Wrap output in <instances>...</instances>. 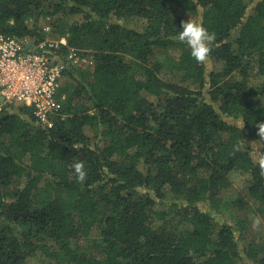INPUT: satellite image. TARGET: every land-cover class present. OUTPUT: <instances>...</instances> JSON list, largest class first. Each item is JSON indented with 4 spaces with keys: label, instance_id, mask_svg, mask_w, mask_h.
<instances>
[{
    "label": "trees",
    "instance_id": "1",
    "mask_svg": "<svg viewBox=\"0 0 264 264\" xmlns=\"http://www.w3.org/2000/svg\"><path fill=\"white\" fill-rule=\"evenodd\" d=\"M188 13L210 70L178 38ZM43 15L94 63L64 73L53 127L0 114V264H264L215 215L235 171L264 213V0H0V32L40 42Z\"/></svg>",
    "mask_w": 264,
    "mask_h": 264
},
{
    "label": "built area",
    "instance_id": "2",
    "mask_svg": "<svg viewBox=\"0 0 264 264\" xmlns=\"http://www.w3.org/2000/svg\"><path fill=\"white\" fill-rule=\"evenodd\" d=\"M49 31V26L44 27ZM0 32V114L7 104L31 108L37 120L48 128L61 117V86L65 72L91 68L90 51L67 45L65 37L35 41Z\"/></svg>",
    "mask_w": 264,
    "mask_h": 264
},
{
    "label": "rangeland",
    "instance_id": "3",
    "mask_svg": "<svg viewBox=\"0 0 264 264\" xmlns=\"http://www.w3.org/2000/svg\"><path fill=\"white\" fill-rule=\"evenodd\" d=\"M189 21L197 23V18L195 15L188 13ZM34 19L30 20V23H33ZM53 20L51 17L46 16H38L37 23V33L44 34V38L57 39L56 35L52 32L51 22ZM49 26V31L45 32L44 27ZM32 40V38L30 39ZM164 51V48L157 47L155 49L156 55L160 56V54ZM207 70L211 68V61L208 58L205 62ZM61 88H64V92L61 90V94L63 95V99L65 98V94L69 93L74 86V81L67 77L66 75L63 77ZM229 183L223 190V195L225 197V201L223 206L220 207L221 212L216 213V217L223 220L230 221L237 227L241 228L240 230L245 237V242H252L257 244V247L264 249V213H261L256 210L254 204H252V199L247 192V188L249 185L250 176L246 173L235 171L231 172L228 177ZM236 199H242L245 204L240 205L238 203L232 204L231 202ZM157 209H165L167 206H156ZM92 237H95L97 234L95 231L92 233ZM82 246L86 247L90 245V242L86 239H82Z\"/></svg>",
    "mask_w": 264,
    "mask_h": 264
},
{
    "label": "clouds",
    "instance_id": "4",
    "mask_svg": "<svg viewBox=\"0 0 264 264\" xmlns=\"http://www.w3.org/2000/svg\"><path fill=\"white\" fill-rule=\"evenodd\" d=\"M178 38L191 49V56L195 61L198 63H205L207 61L210 52L209 46L214 36L210 34L202 24L190 22L188 20L183 21ZM259 134L261 137H264V128L260 126ZM258 164L261 169H264V156L260 157ZM74 171L77 179L82 181L85 178L82 162L74 165Z\"/></svg>",
    "mask_w": 264,
    "mask_h": 264
}]
</instances>
